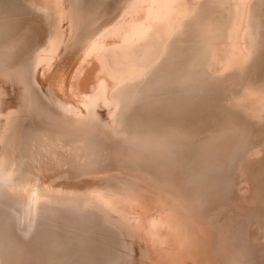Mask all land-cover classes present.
Listing matches in <instances>:
<instances>
[{
	"label": "bare ground",
	"instance_id": "obj_1",
	"mask_svg": "<svg viewBox=\"0 0 264 264\" xmlns=\"http://www.w3.org/2000/svg\"><path fill=\"white\" fill-rule=\"evenodd\" d=\"M160 1L0 0V167L17 143L33 192L0 170V264H168L167 225L194 259L264 264V0ZM236 36L250 61L217 69ZM81 44L60 98L41 75Z\"/></svg>",
	"mask_w": 264,
	"mask_h": 264
},
{
	"label": "rangeland",
	"instance_id": "obj_2",
	"mask_svg": "<svg viewBox=\"0 0 264 264\" xmlns=\"http://www.w3.org/2000/svg\"><path fill=\"white\" fill-rule=\"evenodd\" d=\"M164 1L165 0H162V1H160L158 4H160L161 6H162V8H164L165 7V5H164ZM147 3V2H146ZM145 2H143V4H142V6L143 5H145L146 4ZM157 4V5H158ZM142 6H140V10L137 12L138 14L139 13H141L142 12V9H143V7ZM8 7V6H7ZM142 7V8H141ZM7 21L9 20H11L10 18H7L6 19ZM5 19H4V21H6ZM6 21V22H7ZM8 21V22H9ZM241 27V24H239V25H237V28H240ZM100 28H102V27H99V29ZM244 41V39H242L240 36L238 37V36H236V38L235 39H233L230 43H228V44H222V46H221V49H219V51H220V53L218 52V56H221V57H218V59L216 58V62H217V69H222V68H226V66L227 65H229L230 66V64H231V66H232V64H234L235 62H237L240 58L239 57H241L242 59H244L243 61H245L246 59V62L247 61H250V56H249V53L251 52L250 50H251V48H250V46H248L247 44H246V41L245 42H243ZM93 41V40H92ZM137 41V40H136ZM135 40L133 41V43L132 44H135L134 42H136ZM27 42V41H26ZM25 42V43H26ZM235 45H234V44ZM88 44V43H87ZM87 44H86V46H87ZM90 44V43H89ZM91 44H92V42H91ZM232 45V46H231ZM86 46H84V45H74L73 47H72V49H69V50H67V51H63L64 53L62 54H60L59 55V57L57 58V54L55 53V55H56V58H57V60L55 59L54 60V62H53V64H52V69H51V67H49L50 68V72H49V69L47 70L48 71V73L46 72V74H42L41 75V77L43 78V80H42V83H43V85H45V87H47V86H53L52 87V89H53V93L54 94H56V95H59V97L60 98H65V96H66V94H65V96H64V92L61 90V88L63 87V88H67L68 89V87H71V89H72V79L73 78H75L76 77V75H77V73L79 74V76H81L82 78H85L86 76H88L87 74H88V71H89V73H91L93 70L92 69H94V66H93V61H94V58H92L93 56H90V54H89V50H88V48L85 50V48H86ZM227 49H226V48ZM230 48H231V50H230ZM224 49V50H223ZM247 49V50H246ZM228 50H230V52L228 51ZM68 51H70V52H68ZM231 51H235L234 53H238V54H233V52H231ZM238 51V52H237ZM241 51V52H240ZM248 51V52H247ZM66 53V54H65ZM232 54H233V56H232ZM230 55V56H229ZM246 55V56H245ZM237 58H236V57ZM230 57H231V59H230ZM235 57V58H234ZM248 57V58H247ZM242 59H240V60H242ZM249 59V60H248ZM239 60V61H240ZM220 61H221V63H220ZM228 61V62H227ZM238 61V62H239ZM79 62V63H78ZM88 62V63H87ZM224 62H227V63H224ZM87 66H85V65ZM88 64V65H87ZM226 66H225V65ZM222 65V66H221ZM85 66V67H84ZM228 66V67H229ZM89 67V68H88ZM54 70V71H53ZM85 70V71H84ZM73 71V72H72ZM72 72V73H71ZM84 72H86V73H84ZM45 75V76H44ZM75 75V76H74ZM90 75V74H89ZM49 76V77H48ZM74 76V77H73ZM84 76V77H83ZM48 77V79H46ZM51 78H53V79H51ZM69 78V79H68ZM49 79H51V80H49ZM54 80V81H53ZM46 81V82H45ZM47 81L49 82V83H47ZM51 81V82H50ZM53 81V82H52ZM71 82V83H70ZM54 83H55V85H54ZM51 84V85H50ZM70 88H69V90H71ZM68 90V91H69ZM8 143V144H7ZM5 147H4V149H3V151H4V154H3V163H2V165H1V167H0V170H1V172L3 173V174H5V176H7V177H10V178H13L14 180H12V182H13V187L12 188H14L15 190H17V191H19L20 193H27V195L29 196V198H32V195H33V192H32V190H31V188L29 187V186H24L21 182H19L18 181V179L16 178V173L18 174L19 173V171H20V169H21V166H20V164L22 165V160H21V157L20 156H22L21 154H20V151L21 150H19V147H18V145H17V143H15V145H14V143H13V141H9V142H6L5 143ZM21 160V161H20ZM12 162V163H11ZM15 164H14V163ZM53 172V173H52ZM50 173V174H49ZM49 173H44L43 175H41L42 177L40 178L41 180L39 181V183H41V181H42V186H47V184H49V183H51V184H49V186H54V188H56L55 189V191H58V192H63V191H65V192H71V193H79V192H82V191H84V189H78V188H76V189H72V190H68V189H66L67 187L65 186V185H61V180L59 181V180H56L55 182H51V181H53V179L55 180V178H59L60 176H58L60 173L58 172V171H56V170H51V171H49ZM52 173V174H51ZM53 174H55V175H53ZM48 175V176H47ZM113 176H116V175H113ZM104 177V178H103ZM64 178V177H63ZM92 178V179H91ZM98 178V179H97ZM103 178V179H102ZM109 176H108V174H100V173H95V174H86V175H84V176H82L81 178H76V177H73L72 179H79V180H81V181H84V182H87V183H89V184H96V186H97V188L98 189H100L101 188V186H103V187H105L108 183H106V181H109ZM43 179V180H42ZM47 181V183H45ZM43 182H44V184H43ZM100 182V183H99ZM46 184V185H45ZM53 184V185H52ZM88 184V185H89ZM99 185V186H98ZM105 185V186H104ZM62 187V188H61ZM54 188H53V190H54ZM31 202H32V200H31ZM29 205H30V203H29ZM165 205H168V202L167 203H165ZM169 212V214L171 215V213H170V211H168ZM170 217L171 216H168V215H166V219H170ZM164 218V219H165ZM171 221V220H170ZM150 221H148V224L150 225V223H149ZM151 225H152V223H151ZM168 226H169V228L170 229H168ZM167 227V228H166ZM161 228H163V227H161ZM165 228V230H166V233H167V235L169 236V237H167L168 238V240H167V238L165 239V245L163 246V245H161V247L163 246V248H160L159 249V251H161V252H163V254L164 255H167V258H169V259H167V262H169L168 264H179V260H180V262L182 263V264H207V263H205V262H203V261H205V260H203L202 258H196V259H194V258H192L190 255H191V253H190V251H189V249H187V247H186V240H187V236H186V233H182V231L181 230H179L178 228H176V226H175V228L173 227V226H171V225H167V226H165L164 227ZM163 228V229H164ZM176 229V230H175ZM172 230L173 232H170V231ZM179 230V231H178ZM176 232L179 234V236H180V234H185V235H183V236H178L177 234H176ZM175 233V234H174ZM177 235V236H176ZM173 236V237H172ZM177 237H179L180 239H177ZM184 239V240H183ZM185 241V242H184ZM183 242V243H182ZM168 243H170V244H168ZM173 247H171V246ZM166 247V248H165ZM167 249V250H166ZM171 251H170V250ZM173 249V250H172ZM167 251V252H166ZM168 253V254H167ZM171 253H172V255H171ZM154 254H152L151 256H152V259L153 258H156V256L154 255ZM179 257H181L180 259H179ZM176 260V262H175V260ZM179 259V260H178ZM174 260V261H173ZM171 261V262H170ZM184 261V262H183Z\"/></svg>",
	"mask_w": 264,
	"mask_h": 264
},
{
	"label": "snow or ice",
	"instance_id": "obj_3",
	"mask_svg": "<svg viewBox=\"0 0 264 264\" xmlns=\"http://www.w3.org/2000/svg\"><path fill=\"white\" fill-rule=\"evenodd\" d=\"M116 264H129V262H127V261H118V262H116ZM236 264H241V262H236Z\"/></svg>",
	"mask_w": 264,
	"mask_h": 264
}]
</instances>
